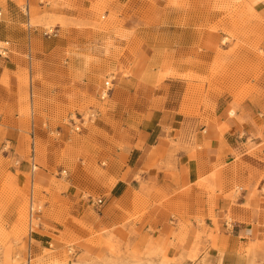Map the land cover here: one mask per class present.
I'll use <instances>...</instances> for the list:
<instances>
[{"label": "crops", "instance_id": "1", "mask_svg": "<svg viewBox=\"0 0 264 264\" xmlns=\"http://www.w3.org/2000/svg\"><path fill=\"white\" fill-rule=\"evenodd\" d=\"M166 1L112 0L102 28L92 0H0L1 162L30 173L45 207L67 208L41 213L30 243H105L145 221L142 235L182 264H264V72L241 101L180 112L181 80L163 75L142 19ZM85 107L96 116L81 131L62 124ZM135 207L145 213L127 221Z\"/></svg>", "mask_w": 264, "mask_h": 264}, {"label": "rangeland", "instance_id": "2", "mask_svg": "<svg viewBox=\"0 0 264 264\" xmlns=\"http://www.w3.org/2000/svg\"><path fill=\"white\" fill-rule=\"evenodd\" d=\"M92 2L100 26H107L114 16H102L112 0ZM142 19L155 29L149 32L153 43L164 47L163 75L181 80L177 89L180 112L190 114L207 108L220 95L241 101L255 90V82L264 72V0H167L163 9L157 12L152 7ZM44 28L53 26L46 24ZM92 112L94 116L86 119ZM80 114L86 120L80 130H75L73 126L80 123ZM95 116L94 108L85 107L72 111L62 124L79 132ZM0 158V264H182L167 257L164 245L157 239L142 235L145 221L141 226L116 230L105 243L95 244L89 238L65 243L60 237L51 236L63 248L55 250L58 245L52 243L35 249L36 242L30 243L28 233L30 173L19 171L16 159L7 161L4 167ZM32 191L42 205V215L58 218L57 214L66 211L64 202L56 198L50 201L49 208L45 207V195L35 185ZM144 213L143 208L135 207L127 221ZM41 222L42 219L35 221L34 232H39L37 226ZM81 223L80 219L73 221L76 226ZM101 244L104 247L95 250Z\"/></svg>", "mask_w": 264, "mask_h": 264}, {"label": "built area", "instance_id": "3", "mask_svg": "<svg viewBox=\"0 0 264 264\" xmlns=\"http://www.w3.org/2000/svg\"><path fill=\"white\" fill-rule=\"evenodd\" d=\"M0 16H1V11H0ZM45 35H50V34H54V30L53 29H48L44 32ZM112 80L113 77L107 78L106 80H104L102 88H100L99 92H98V97L100 99H104L106 97H108L110 90L112 89ZM94 116V113H90L86 116L90 118ZM79 124L78 125H74L73 128L75 130H80L81 125L85 122V117L84 115L80 114L79 117ZM73 124H75V122L73 121ZM37 167V164L35 162V160L32 158L31 159V169L35 170ZM62 173H65V170H62ZM90 203L93 204L96 207L101 206L104 203V199L102 196H98V197H92L90 199ZM42 213V205L39 204L38 201H36L34 199L33 196V191L31 189V192L29 194V202H28V233L31 236V233L34 232L33 227L35 226V221L39 220V215ZM31 239V238H30Z\"/></svg>", "mask_w": 264, "mask_h": 264}, {"label": "bare ground", "instance_id": "4", "mask_svg": "<svg viewBox=\"0 0 264 264\" xmlns=\"http://www.w3.org/2000/svg\"><path fill=\"white\" fill-rule=\"evenodd\" d=\"M32 184V183H31ZM34 185V184H33ZM32 185V186H33ZM44 205V204H43ZM43 211V210H42ZM41 216V215H40ZM40 219V218H39ZM36 225V224H35ZM32 240V239H31ZM28 250V249H27ZM26 264V263H25ZM51 264H61V263H59V262H54V263H51Z\"/></svg>", "mask_w": 264, "mask_h": 264}]
</instances>
